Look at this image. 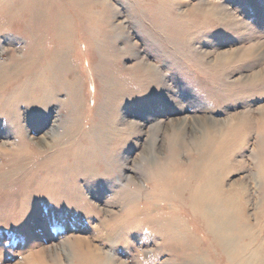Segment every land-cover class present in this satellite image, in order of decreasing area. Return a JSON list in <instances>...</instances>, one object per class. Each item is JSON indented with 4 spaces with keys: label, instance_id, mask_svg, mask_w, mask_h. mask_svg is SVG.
I'll return each mask as SVG.
<instances>
[{
    "label": "rangeland",
    "instance_id": "obj_1",
    "mask_svg": "<svg viewBox=\"0 0 264 264\" xmlns=\"http://www.w3.org/2000/svg\"><path fill=\"white\" fill-rule=\"evenodd\" d=\"M31 1L0 0V264H264V0Z\"/></svg>",
    "mask_w": 264,
    "mask_h": 264
},
{
    "label": "bare ground",
    "instance_id": "obj_2",
    "mask_svg": "<svg viewBox=\"0 0 264 264\" xmlns=\"http://www.w3.org/2000/svg\"><path fill=\"white\" fill-rule=\"evenodd\" d=\"M88 2H87V4L89 5L90 4V2L91 1H93V0H87ZM18 1H16V2H14V0H13V2H12V4L14 5L15 3H17ZM95 2H96V0H95ZM34 5V1H31V0H26V1H21V2H18V10L20 11V12H23V11H27V10H30V8H37L39 11H41L42 12V9H45V11H47V7H42V6H44L45 4H40V6H33ZM47 6V5H46ZM9 7V6H8ZM76 7V6H75ZM61 9V8H60ZM93 9V8H92ZM62 10V9H61ZM44 11V10H43ZM44 11V12H45ZM47 13V12H46ZM86 15V14H85ZM87 16V15H86ZM85 16V17H86ZM88 17V16H87ZM33 19H34V17H32V16H30L29 17V21H33ZM60 19V18H59ZM63 19V18H62ZM46 20V19H45ZM80 20V19H79ZM28 22H26V24H27ZM64 24V23H63ZM63 24H61V30H62V25ZM8 32V31H7ZM104 61V60H103ZM102 61V62H103ZM1 67V66H0ZM1 69V68H0ZM18 70V69H17ZM43 73V72H42ZM40 74V73H39ZM44 75V74H43ZM42 77V76H41ZM48 79V78H47ZM43 80H44V78H43ZM45 83H47L48 84V82H45ZM40 84V83H39ZM42 85V84H41ZM31 86V85H30ZM35 86V85H34ZM37 86V85H36ZM45 86V85H44ZM32 87V86H31ZM30 88V87H29ZM33 88V90H34V87H32ZM32 88H31V90H32ZM40 88H42V86H40ZM29 90V89H28ZM27 90V91H28ZM36 90V89H35ZM115 91V90H114ZM30 92V91H29ZM29 92H27V93H29ZM26 93V94H27ZM34 93V92H33ZM46 93V92H45ZM25 94V93H24ZM30 94V93H29ZM126 94V93H125ZM46 95H47V93H46ZM32 96V95H31ZM34 96V95H33ZM35 97V96H34ZM37 97H39V96H37ZM29 98V97H28ZM33 98V97H32ZM40 101V100H39ZM51 111V110H50ZM194 169V168H193ZM175 177V176H174ZM185 182V181H184ZM181 184V183H180ZM190 184V183H189ZM188 184V185H189ZM202 187H201V191L199 190V192H197L198 190H196V195L198 196L199 195V197L201 198V199H203V200H206V198H207V195H208V188H209V186H208V181H206L205 179H204V181H202ZM211 185V184H210ZM177 186V185H176ZM178 187V186H177ZM176 188V187H175ZM157 191V190H156ZM160 191V190H159ZM171 191V190H170ZM217 192V191H216ZM150 193V192H149ZM158 193V192H157ZM216 194V193H215ZM153 195V194H152ZM221 195V194H220ZM155 196V195H154ZM160 196V195H159ZM192 197V196H191ZM217 197V196H216ZM221 198H223L222 196H220ZM216 200H218V198L216 199ZM193 201V200H192ZM215 201V200H214ZM227 205V204H226ZM225 205V206H226ZM222 207H223V205H222ZM221 207V208H222ZM227 207V206H226ZM226 211H227V209L225 208V207H223ZM224 209L222 210V211H224ZM203 210V209H202ZM221 210V209H220ZM203 212H204V210H203ZM213 212V211H212ZM223 213V212H222ZM226 213V212H225ZM158 214V213H157ZM174 214V213H173ZM215 214V213H214ZM213 214V215H214ZM218 214V213H217ZM217 214H215V216L217 215ZM169 215V214H168ZM219 216L220 217H222L221 216V214L220 215H218L217 216V218H219ZM202 220L204 221V223H205V225H206V227L208 228V231H209V233L211 234V235H213V237H214V244L217 246V247H219L220 249L222 248V253L224 252V255L225 256H223V257H226V259H227V257H229V256H226V255H230V249H229V247H228V244L225 242L226 240H227V238H229V231H226V229L224 230V228H223V225L221 224V223H219L216 219H214L213 217L211 218V216H209V213L207 212V211H205L204 213H203V215H202ZM223 219V218H222ZM158 221V224L160 223L159 222V220H157ZM120 223V222H119ZM122 223V222H121ZM120 223V224H121ZM142 223V222H141ZM140 223V224H141ZM120 224H119V227H120ZM155 224V223H154ZM123 225V224H122ZM121 225V226H122ZM124 226V225H123ZM158 226H160V225H158ZM122 228V227H121ZM206 228V229H207ZM116 230H118V229H116ZM195 231V230H194ZM114 232V231H113ZM112 233V232H111ZM117 233V232H116ZM129 233V232H128ZM181 233V232H180ZM232 233H233V231H232ZM244 233V232H243ZM124 234V233H123ZM157 234V233H156ZM236 234H239V229H238V233H236ZM241 235V234H240ZM112 236H113V234H112ZM111 236V237H112ZM116 236H117V234H116ZM227 236V237H226ZM226 237V238H225ZM113 238V237H112ZM111 238V239H112ZM117 238V237H116ZM124 238V237H123ZM114 239H115V237H114ZM182 239V238H181ZM237 240V239H236ZM228 241V240H227ZM232 241V240H231ZM234 241V240H233ZM230 242V241H229ZM228 242V243H229ZM253 242V241H252ZM251 242V243H252ZM112 243H113V240H112ZM230 244H233L232 242L230 243ZM235 245V244H234ZM240 245V244H239ZM241 246V245H240ZM237 247H239V246H237ZM243 247V246H242ZM232 248V247H231ZM234 248V247H233ZM247 248H248V246H247ZM247 248H245V249H247ZM244 249V248H243ZM201 250H202V248H201ZM232 251L233 250H231V253H232ZM243 252V251H242ZM212 253V252H211ZM239 253V252H238ZM244 253V252H243ZM189 254H191V253H189ZM195 254V253H194ZM235 253L233 252L230 256L231 257H229V259L230 260H223V259H220L219 260V262L217 263V264H225V263H227V264H248V263H243V261L241 262L240 260H238L239 258H237V255L238 254H235V256H233ZM242 254V253H241ZM240 254V255H241ZM255 253H253V254H251L252 255V260H256L255 258H256V255H254ZM245 255V254H244ZM250 255V254H249ZM199 257V256H198ZM201 257V256H200ZM218 257V256H217ZM242 257H244V256H241V258ZM219 258V257H218ZM234 258H237V259H234ZM92 259V258H91ZM258 259V258H257ZM187 260V259H186ZM190 260V259H189ZM196 260V259H195ZM201 260V259H200ZM203 260V262L201 263V262H199L198 260V264H209V263H206V261L204 260V259H202ZM223 260V261H222ZM208 261V260H207ZM222 261V262H221ZM246 261V260H245ZM253 261V262H254ZM261 260H259V262H260ZM91 262L92 263H88V264H96L95 263V261H92L91 260ZM210 262V261H209ZM214 262V261H213ZM262 262V261H261ZM212 263V262H211ZM251 263V262H250ZM253 264V263H252ZM256 264H258V263H256Z\"/></svg>",
    "mask_w": 264,
    "mask_h": 264
}]
</instances>
